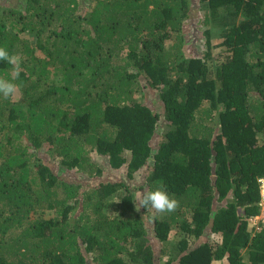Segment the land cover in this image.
I'll return each instance as SVG.
<instances>
[{
    "label": "trees",
    "instance_id": "16d2710c",
    "mask_svg": "<svg viewBox=\"0 0 264 264\" xmlns=\"http://www.w3.org/2000/svg\"><path fill=\"white\" fill-rule=\"evenodd\" d=\"M198 2L221 23L216 64L181 52L189 0L0 4V47L21 58L20 97L0 96V264H157L152 210L134 200L160 185L178 207L152 215L154 237L182 236L162 264H264V227L248 226L264 176V0ZM11 67L0 60V77ZM98 156L144 182L66 175H102Z\"/></svg>",
    "mask_w": 264,
    "mask_h": 264
},
{
    "label": "rangeland",
    "instance_id": "374dc122",
    "mask_svg": "<svg viewBox=\"0 0 264 264\" xmlns=\"http://www.w3.org/2000/svg\"><path fill=\"white\" fill-rule=\"evenodd\" d=\"M191 2V8L189 17L187 18V21L184 24L183 32H184V43L182 46V54L189 57V56H206V53L209 54L208 56V63L209 64H216L223 60L225 56L229 54L228 49L224 46V37L222 35V27L221 23L214 22L210 18V22L206 23L205 21V11L203 8H201V5L199 4V0H189ZM24 0H0V4H7L12 5L16 4L15 6L21 7ZM220 11V10H219ZM218 11L219 16H222L225 14V11ZM224 16V15H223ZM33 39V36H28L27 38ZM174 41V42H173ZM172 45L176 42V40L173 38L171 40ZM170 42V43H171ZM10 73H12L13 68H10ZM20 97L19 92L16 93V95L11 99H5L9 100L10 102L15 100V98ZM137 97L140 100L144 99V102L148 103L152 109L155 111H159L160 104L158 97L155 94L149 93H138ZM160 132L163 131L162 125H160ZM157 144V143H155ZM44 156L47 158L48 154L45 152ZM97 160L98 163L101 165L102 169L104 170L103 174L100 176H97L94 178H89L87 175L83 174H76L72 173L70 175V172L66 173V175L70 176V179L75 180L79 182L80 184L84 185V188H91V186H96L102 181H126L129 184H135L136 182H144L147 171L145 169L141 170L139 173L135 174L134 178H130L127 173L126 167L121 169H113L110 166L109 160L106 157L98 156ZM155 214L152 210L150 212V216H146L145 218V224L148 226L147 233L148 237L152 239L153 242L158 244V255L156 256V263L162 264L167 261V258L169 255L174 251L175 248H177L178 240L182 237L180 234H178L175 230L171 231L169 234V238L164 241L158 240L154 234V223H153V217L152 215ZM253 224V223H252ZM249 225V230L256 232L257 227L254 226L255 224ZM212 236L211 238L215 241H219L221 236L220 234H214L209 235ZM163 249V251H161ZM245 251V250H244ZM245 259H248L247 253H244ZM225 261L216 262V264H222ZM88 264H94L93 261L90 259ZM175 264V262L173 263Z\"/></svg>",
    "mask_w": 264,
    "mask_h": 264
},
{
    "label": "clouds",
    "instance_id": "9594fccd",
    "mask_svg": "<svg viewBox=\"0 0 264 264\" xmlns=\"http://www.w3.org/2000/svg\"><path fill=\"white\" fill-rule=\"evenodd\" d=\"M0 60L6 61L13 68L12 73H10L11 79L0 77V96L5 99H11L17 93V85L14 81L19 76L21 58L19 55L10 54L5 47H0ZM134 201L136 202L137 210L140 208H146L147 210L151 209L155 214L171 213L178 207V201L174 197L170 196L162 185L155 188L145 189L142 193L138 194L137 200ZM250 224L251 223L249 221V225ZM263 227L264 225L259 226L257 230H260ZM173 230L177 232L176 229Z\"/></svg>",
    "mask_w": 264,
    "mask_h": 264
},
{
    "label": "built area",
    "instance_id": "2783aa9c",
    "mask_svg": "<svg viewBox=\"0 0 264 264\" xmlns=\"http://www.w3.org/2000/svg\"><path fill=\"white\" fill-rule=\"evenodd\" d=\"M258 184H259V189L261 193V199L259 202L260 210L258 214L253 215L249 218L250 223L255 224L254 226H256L257 228L259 226L264 225V176L258 179Z\"/></svg>",
    "mask_w": 264,
    "mask_h": 264
}]
</instances>
